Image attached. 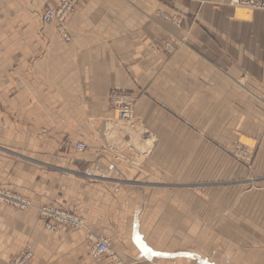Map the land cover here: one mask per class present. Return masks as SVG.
<instances>
[{
    "label": "crops",
    "instance_id": "1",
    "mask_svg": "<svg viewBox=\"0 0 264 264\" xmlns=\"http://www.w3.org/2000/svg\"><path fill=\"white\" fill-rule=\"evenodd\" d=\"M56 4L0 0V186L80 215L85 228L48 232L34 210L0 202V264L27 238L31 264H110L90 258V235L106 236L128 264H190L192 255L264 264V11L244 16L228 0H79L66 42L40 21ZM171 38L184 42L167 55L161 43ZM114 89L136 94V123L158 137L142 164L150 180L108 144ZM185 135L197 139L175 148L173 137ZM204 136L247 140L249 175L206 192L168 185L173 168H193L201 179L219 167V149ZM71 138L85 151L63 148ZM176 151L197 158L174 161Z\"/></svg>",
    "mask_w": 264,
    "mask_h": 264
},
{
    "label": "rangeland",
    "instance_id": "2",
    "mask_svg": "<svg viewBox=\"0 0 264 264\" xmlns=\"http://www.w3.org/2000/svg\"><path fill=\"white\" fill-rule=\"evenodd\" d=\"M34 3H35V0H29V6L30 7ZM58 3H59V0H57V4ZM75 8H76V6H75ZM42 10L40 11L41 23L44 24L45 26L48 24H51V23L42 22V20H41ZM74 11H75V9H74ZM15 12L19 13L20 9L19 8L15 9ZM243 12L245 13L244 9H243ZM28 14L30 16L31 12H28ZM68 17L62 23V30H60L58 28V24L54 23L57 34L59 35L61 40H64L66 42L69 41V36H68V33L66 32V29H65V23H66V20L68 19ZM167 19L169 21H171V23L175 27L180 26V20L178 17L168 16ZM42 28H44V26L41 25V29ZM181 42H184V41L182 39H175V38L164 40L161 43V49L167 55H171L175 51L176 46L179 45ZM115 90H118V89H114L112 91H115ZM119 90H122V89H119ZM112 91H110L108 93V103H109L110 115L108 116V119L105 120L106 132H107L108 127H109L108 125L114 127L113 125L118 124L120 126H123L124 129L121 128L122 131L119 132L118 135H116V136L107 135L108 140H109L108 144L110 145L111 148H113V150L117 149L115 157L120 160L121 164H123L125 167H127V166H131V168L135 167V170H137L141 173V176H140L141 179H144L145 181L150 180V176L148 175L149 172L147 171L148 169L147 170L144 169L142 167V164H144L143 163L144 160L147 161V159L149 158V155L152 154V152L149 153V150L152 149L153 145L155 144V141L158 140V137L155 138L154 136H152L149 133L148 129H146L142 125L136 123L133 109H134V104L137 100V96L132 91L122 90V91H127L128 93H131L135 98L134 104L132 107L131 119L129 121H121L120 119L117 120V118L115 116V112L112 110V105H111L110 100H109V95ZM108 132H109V130H108ZM133 134H135V137H137L136 139L135 138L131 139V136ZM193 137L194 136H190V135L173 137L171 143L173 145H175V148H176V145H179V144L185 143V142H188V143L191 142V139ZM194 138H196V137H194ZM203 138L208 140V142H210L211 144L213 143L219 149L215 153V158L217 160H219V167L205 168L204 175H203V177H201V179H197L198 175L196 172H194L193 168L192 169L191 168H189V169H187V168H183V169L173 168V173H172V175H170V176H172V178L169 181L170 183H167L168 185H173V186H182L183 185L185 187H188V191L190 193L198 192V191L199 192H206L210 189V188L208 189V186H210L211 184H213L215 186H219V185L222 186V185H225L227 183L230 184L232 182L240 181V178L235 179V178H230V177L244 176L246 170L248 172L247 174L249 175V172L251 170V165H252V159H253V150H251V148L248 147V146H251V144H249L247 142V140H244V138H242L240 136L237 137L236 139H233L232 141H212L211 139H209V137H205V136ZM77 143H83L84 149L81 151H77L75 149V145ZM142 143L144 144V146L141 145ZM62 147L66 148L67 150H71L70 153H72V154H73V152L74 153H82L86 149V145L84 142L79 141V140H75L72 138L62 141ZM120 148L129 149V152L125 153V152H121V150L118 151ZM130 155L132 158L130 157ZM0 156H3V153L0 152ZM171 156H172V159L174 161L183 162L184 160L187 159V161L189 160V162H190L191 160H195L197 158V153L176 151V152L171 153ZM212 156H213L212 153L205 151L204 158L206 161L209 158H212ZM3 157H5V156H3ZM32 157L36 158V159H40V160L43 159L42 156H40V157L32 156ZM181 162L178 164V167H180L179 165H181ZM1 167H4V164H3V162L0 161V168ZM182 171H183V175H182ZM187 171H188V173H187ZM214 171H215V176H216L215 178H214ZM187 174L189 176L188 179H187ZM242 179L243 178H241V180ZM241 186L244 189L245 188L249 189V187H250L249 185H241ZM173 190H174V187H173ZM0 191H5V192L9 193L12 197L19 198L21 200L26 201L28 204H26V206L24 208V207H20V204H18V202H17V205H15L11 202L3 201V199L0 198L1 203L5 204V205H9V206H11L17 210H24V211L34 210L36 212V214L38 215V217L43 220V229L45 231L58 233L60 227H66V228H69L72 230H80V229L85 228V221H84L83 217L80 215H77V214L71 213L69 211H66L64 209H61L59 207H56L53 204L34 205L33 202H31L28 198L23 197V196L15 193V192H13L9 189H6L4 187H1V186H0ZM48 206L54 207V208L58 209V211H62L63 213H65L67 215H70V216L77 218L80 223L75 222V226H70V225L63 224V223L57 224V222L55 220H53V218L43 215L42 208L48 207ZM98 239H105L108 242V252H107V255H104V256H107L109 258L110 264H128V263H125L116 254V252L113 249L110 248V241L106 236H103V235L91 236L90 235L89 250H90L91 246L93 245V243H95ZM20 243H22L21 248L8 259L6 264L9 263V261L12 257L19 255L24 250L30 251L31 259H30L28 264L32 263V261L34 259V255H35L34 242L30 238H27L23 242L20 241ZM88 255H89V252H88ZM190 257H191L189 259L190 264H213L211 257H209L210 259H208V257L203 259L202 257H200L198 255H194V256L192 255ZM90 258H91V256H90ZM93 260H98V259H93Z\"/></svg>",
    "mask_w": 264,
    "mask_h": 264
},
{
    "label": "built area",
    "instance_id": "3",
    "mask_svg": "<svg viewBox=\"0 0 264 264\" xmlns=\"http://www.w3.org/2000/svg\"><path fill=\"white\" fill-rule=\"evenodd\" d=\"M78 0H60L56 6L47 7L43 10L41 14V19L43 22H49L51 20H56L58 22V28L62 30V23L67 18L69 14L74 11L75 5ZM231 4L233 5H241L246 6L252 9H260L264 10V0H231ZM134 96L127 91L115 90L112 91L109 95V100L112 105V110L117 113L121 120H125L129 118V115L132 114V107L134 104ZM84 148L82 143H77L75 149L81 150ZM10 196V195H9ZM11 197V203L17 205L18 200L20 201V207L26 206L28 204L26 201ZM42 210H47L50 214H57V211L60 216V223H64L70 226H75V222H79V220L73 216L67 215L63 212H59L53 207H43ZM108 251V243L106 240H97L91 246L89 250V255L94 259H98L104 255H107ZM23 258H20L11 264H23Z\"/></svg>",
    "mask_w": 264,
    "mask_h": 264
},
{
    "label": "bare ground",
    "instance_id": "4",
    "mask_svg": "<svg viewBox=\"0 0 264 264\" xmlns=\"http://www.w3.org/2000/svg\"><path fill=\"white\" fill-rule=\"evenodd\" d=\"M60 1V0H59ZM79 1V0H78ZM78 1H77V3H78ZM230 1L231 0H228V4L230 5V6H233V7H242L243 9H246V10H248V11H253V10H260V9H252V8H248V7H246V6H241V5H233V4H231L230 3ZM76 3V4H77ZM56 6V5H55ZM76 6V5H75ZM47 7H53V6H46V7H44L43 8V10L45 9V8H47ZM75 9V8H74ZM43 10H42V12H43ZM245 10V13L243 12V10H241L242 12H241V15H244V16H246V15H249V13L247 12ZM262 11H264V10H262ZM42 12H41V14H42ZM70 15V14H69ZM68 15V16H69ZM67 16V17H68ZM42 20V19H41ZM65 21V20H64ZM43 22V21H42ZM44 23H56V24H58V22L56 21V20H51V21H49V22H44ZM67 38V37H66ZM115 116H116V118H117V120L118 119H120L119 118V116L117 115V113L115 112ZM131 117H132V114H130L129 115V118L128 119H125V120H121V121H129L130 119H131ZM121 126L120 125H118V124H116L114 127H113V130H111L112 132L110 133V136H116V135H118L117 134V130L120 128ZM127 129V128H126ZM134 135V138H135V134H133ZM133 135L131 136V137H133ZM83 144V143H82ZM77 145V144H76ZM76 145H75V147H76ZM84 145V144H83ZM84 149V148H83ZM83 149H81V150H83ZM81 150H77V151H81ZM10 194L9 193H7V192H5V191H0V198L1 199H3V201H7V202H11V195L9 196ZM15 198V197H14ZM0 199V200H1ZM19 199V198H18ZM18 204H20V201L18 200ZM49 207V206H48ZM54 208V207H53ZM54 209H56V208H54ZM56 210H58V209H56ZM57 214H50V212L49 211H47V210H42V213H43V215L44 216H47V217H51V218H53V220H55L56 222L57 221H60V216L59 215H62V214H59L57 211H55ZM59 212H62V211H59ZM58 223H60V222H57V224ZM64 224V223H63ZM99 240V239H98ZM100 240H105V239H100ZM108 243V242H107ZM108 252V251H107ZM20 258H23V260H24V262H23V264H28L29 263V261H30V259H31V253H30V251L29 250H24V251H22L19 255H17V256H14V257H12L11 259H10V261H9V263L8 264H11L12 262H14V261H16V260H18V259H20ZM91 258L92 259H94L92 256H91ZM99 259V258H98Z\"/></svg>",
    "mask_w": 264,
    "mask_h": 264
}]
</instances>
